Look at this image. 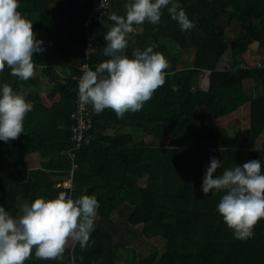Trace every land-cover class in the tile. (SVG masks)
<instances>
[{"label":"trees","instance_id":"16d2710c","mask_svg":"<svg viewBox=\"0 0 264 264\" xmlns=\"http://www.w3.org/2000/svg\"><path fill=\"white\" fill-rule=\"evenodd\" d=\"M127 2L112 0L102 19L86 28L91 0H18V11L32 21L35 38L42 41L43 51L34 53L33 60L49 92L40 91L39 76L21 81L7 65L0 73V88L9 84L14 91L26 90L25 99L33 105L24 133L8 143L0 141V206L16 216L23 203L52 199L61 191L73 198L94 195L100 204L86 249L78 243L66 246L63 260L37 259L33 249L25 264H116L113 237L123 238L131 227L152 246L136 264H264V218L251 238L236 239L217 211L225 193L204 195L201 190L211 157L221 161L214 178L253 159L261 161L264 174V141L256 146L264 129V0H172L195 27L182 31L164 8L158 25L145 22L141 33L129 35L123 53L131 57L133 49L155 45L153 51L169 62L164 85L140 111L122 119L110 109L96 115L90 106L91 128L74 147L70 114L82 71L77 65L61 76L58 69L85 60L95 70L108 59L102 48L114 24L109 16L124 15ZM233 24L238 33L227 42L225 29ZM87 34L94 39L95 52L85 58ZM255 42L262 57L249 65L243 54ZM174 46L193 49L191 62L182 64L172 54ZM227 48L234 69L217 67ZM205 73L206 89L200 86ZM244 80L258 81L260 93L247 95ZM245 104L248 127L233 136L209 124ZM64 180L71 186L58 185ZM157 237L164 241L161 251L152 244ZM131 238H124L128 246ZM124 240L119 237L120 243Z\"/></svg>","mask_w":264,"mask_h":264},{"label":"clouds","instance_id":"9594fccd","mask_svg":"<svg viewBox=\"0 0 264 264\" xmlns=\"http://www.w3.org/2000/svg\"><path fill=\"white\" fill-rule=\"evenodd\" d=\"M18 8V0H0V73L7 65L11 76L28 81L35 75L33 54L43 48L42 41L35 38L32 21ZM164 8L182 31L195 27L172 0H129L124 5V15L110 14L114 24L104 35L106 45L102 48L103 55L109 58L95 70L86 68L83 72L77 93L81 106L90 105L96 115L110 109L122 119L125 113L140 111L164 85L169 62L163 54L153 51L155 45L144 50L135 48L131 57L123 54L129 46V35L136 31L134 26L145 22L158 25ZM27 95L26 90L14 91L9 84L0 88V141L8 143L24 133V119L33 109L25 99ZM219 167L221 161L211 157L201 190L204 195L225 193L217 211L236 239L247 240L264 218L261 161L253 159L226 168L214 178ZM99 207L94 195L73 198L67 191L52 199L38 197L25 202L16 216L0 206V264H25L33 249L37 259L63 260L69 241L86 249Z\"/></svg>","mask_w":264,"mask_h":264},{"label":"rangeland","instance_id":"374dc122","mask_svg":"<svg viewBox=\"0 0 264 264\" xmlns=\"http://www.w3.org/2000/svg\"><path fill=\"white\" fill-rule=\"evenodd\" d=\"M238 33V26L237 24H233L228 26L225 29V34H226V40L227 42H229V39H233L237 36ZM166 45L169 47L170 46V42L168 40L165 41ZM261 50V51H259ZM172 54L177 56L179 58V61L182 64H188L189 62H191L192 60V55L194 50L193 49H188V50H181L178 47H173L172 48ZM262 49L259 47V45H257V43H249L248 44V50L243 54V60H245V63L249 64V65H254L256 64L260 58L262 57ZM240 56V55H237ZM234 57H232L229 48H227V50L225 51V53L220 57V59L218 60V64L217 67L220 69H234V64L235 61L233 59ZM180 63V64H181ZM244 62H241V65L243 66V64H245ZM181 64V65H182ZM241 65H237V66H241ZM36 74L38 75V71H35ZM206 77H207V73L203 74L200 78V86L206 88L207 86V82H206ZM46 83V81H42L41 83ZM244 87H245V91L247 93V95L250 96H255L257 94L260 93L261 90V86L260 83L258 81H254V80H245L244 82ZM247 111V110H246ZM244 110H240L239 112L236 111L235 113H230L224 117H221L219 119H215L214 122L209 123L211 124L212 127H214L215 125L218 126H222L224 128H226L227 132L230 135H234L236 133L237 130H241L243 128L248 127V116H247V112ZM149 138H146V140ZM264 141V132H261V134L258 136V138L256 139V146H260L261 143ZM62 154V153H60ZM115 220H119L118 215L113 217ZM131 232L129 234L127 233H122L123 238L120 237V239L125 238V236L128 235H132L133 238L130 239V244L129 246L127 245V243L124 242L120 243L119 242V237L114 236L113 237V242L116 244V248L114 249V253H115V262L116 264H136V258H142L144 255H146L149 251H151L152 246H149L148 244H146L145 242H143L141 240V236L139 234V232H135V229L133 227L130 228ZM152 244L155 245V247L158 250H162L163 249V244L164 241L161 240L160 238H154L152 241ZM68 247H72L73 244L71 241H69ZM132 246V247H130ZM135 256V259L132 258L131 255Z\"/></svg>","mask_w":264,"mask_h":264},{"label":"built area","instance_id":"2783aa9c","mask_svg":"<svg viewBox=\"0 0 264 264\" xmlns=\"http://www.w3.org/2000/svg\"><path fill=\"white\" fill-rule=\"evenodd\" d=\"M112 0H91L90 10L84 19V26L87 28L93 22H97L102 19L104 14H106L107 9L111 6ZM95 52L94 39L90 34L86 36V45L83 48V53L85 58H88L92 53ZM89 68V65L84 61H81L79 64V69L82 71V74L76 77L77 86L76 92L78 93V82L83 75V72ZM74 110L70 114L72 120L70 134L71 140L74 144V147H78L85 135L88 133V130L91 128V119H90V105L84 107L78 101V95L76 97ZM69 186V183H67Z\"/></svg>","mask_w":264,"mask_h":264},{"label":"crops","instance_id":"0c3cea01","mask_svg":"<svg viewBox=\"0 0 264 264\" xmlns=\"http://www.w3.org/2000/svg\"><path fill=\"white\" fill-rule=\"evenodd\" d=\"M135 28H136V31L134 32L135 34H139V33H141L142 32V26L141 25H137V26H134ZM36 29H33V31L36 33V31H35ZM80 63L78 62H76V61H73L72 62V65L71 66H68V67H66V68H64V69H61V68H59L58 69V72H59V74L61 75V76H65V75H69V74H71V72L73 71V68H74V66H77V65H79ZM78 67V66H77ZM36 70L39 72L38 73V75L36 74V72H35V75L36 76H39V82H38V87H39V89H40V91H42L43 93H48L49 92V89L47 88V84L46 83H41L42 81H47L46 80V78L44 77V76H42V74H41V67H37L36 68ZM35 70V71H36ZM245 81V80H244ZM206 82H207V86H208V74H207V77H206ZM244 84V83H243ZM207 86H206V88H207ZM202 88H204V87H202ZM206 88H204V89H206ZM245 88V87H244ZM240 110H244V111H246L247 112V116H248V119H249V106H248V104H245V105H242V106H240L236 111H240ZM236 111H234L233 113H235ZM221 117H224V116H221ZM221 117H218V118H216V119H219V118H221ZM215 121V119L214 120H211V121H209V123H212V122H214ZM262 132H264V129H263V131ZM231 136H233V135H231ZM67 183H69V186L67 185ZM58 185H63V186H68V187H70L71 186V184H70V181L69 180H64L62 183H59ZM68 247V246H67Z\"/></svg>","mask_w":264,"mask_h":264}]
</instances>
